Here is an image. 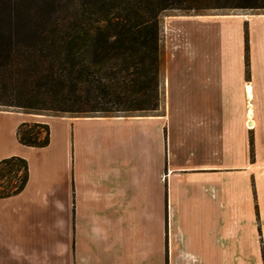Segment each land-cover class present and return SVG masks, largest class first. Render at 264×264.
I'll use <instances>...</instances> for the list:
<instances>
[{
    "label": "crops",
    "instance_id": "1",
    "mask_svg": "<svg viewBox=\"0 0 264 264\" xmlns=\"http://www.w3.org/2000/svg\"><path fill=\"white\" fill-rule=\"evenodd\" d=\"M163 36L154 113L0 110V161L29 164L0 264H264V13L166 16ZM32 122L48 146L20 143Z\"/></svg>",
    "mask_w": 264,
    "mask_h": 264
},
{
    "label": "trees",
    "instance_id": "2",
    "mask_svg": "<svg viewBox=\"0 0 264 264\" xmlns=\"http://www.w3.org/2000/svg\"><path fill=\"white\" fill-rule=\"evenodd\" d=\"M224 10L264 11V0H0V106L55 117L154 113L163 101L164 14ZM18 138L48 146L50 127L23 123ZM28 180L26 159L0 161V199Z\"/></svg>",
    "mask_w": 264,
    "mask_h": 264
},
{
    "label": "rangeland",
    "instance_id": "3",
    "mask_svg": "<svg viewBox=\"0 0 264 264\" xmlns=\"http://www.w3.org/2000/svg\"><path fill=\"white\" fill-rule=\"evenodd\" d=\"M224 13H234V14H245V13H264V11H249V10H224V11H211L206 14H224ZM178 14H183L179 11H168L164 14L163 16V35H164V27H165V17L166 16H171V15H178ZM195 14V13H191ZM164 37V36H163ZM164 42V41H163ZM163 55H164V62H165V52H164V46H163ZM164 96V95H163ZM164 100V99H163ZM0 110H8V111H18L17 108H12V107H5V106H0ZM33 123V122H32Z\"/></svg>",
    "mask_w": 264,
    "mask_h": 264
}]
</instances>
